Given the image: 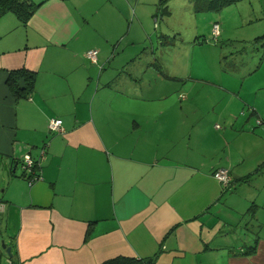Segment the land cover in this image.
I'll use <instances>...</instances> for the list:
<instances>
[{
    "label": "crops",
    "instance_id": "1",
    "mask_svg": "<svg viewBox=\"0 0 264 264\" xmlns=\"http://www.w3.org/2000/svg\"><path fill=\"white\" fill-rule=\"evenodd\" d=\"M36 1L24 25L0 18L6 264H264L253 197L228 194L264 160L252 163L244 149L246 125L229 134L213 118L181 114L180 85L151 62L164 37L157 13L168 9L154 13L159 0L132 9L131 0ZM18 69L35 73L24 95L6 84ZM51 118L61 133L49 132ZM26 154L38 162L32 183ZM220 168L230 185L213 177Z\"/></svg>",
    "mask_w": 264,
    "mask_h": 264
},
{
    "label": "rangeland",
    "instance_id": "2",
    "mask_svg": "<svg viewBox=\"0 0 264 264\" xmlns=\"http://www.w3.org/2000/svg\"><path fill=\"white\" fill-rule=\"evenodd\" d=\"M131 1V9L146 2ZM156 3L154 13L158 5L168 11L161 17L157 13L156 30L164 37L162 45H154L157 60L151 62L180 85L175 97L183 101L181 114L213 118L229 134L233 129L241 134L246 125L252 136L244 137V149L253 155L252 163L264 160V0H235L204 12L194 11L193 0ZM215 23L220 27L216 39ZM247 179L228 194L253 197L264 233V168ZM0 232V264H6L2 241L6 244L7 236L1 227Z\"/></svg>",
    "mask_w": 264,
    "mask_h": 264
},
{
    "label": "trees",
    "instance_id": "3",
    "mask_svg": "<svg viewBox=\"0 0 264 264\" xmlns=\"http://www.w3.org/2000/svg\"><path fill=\"white\" fill-rule=\"evenodd\" d=\"M234 1L235 0H193V8L196 12H204L211 9H220L224 5L230 4ZM161 2L162 0L159 1V3ZM39 5L40 2H37L36 0H0V18L6 14H12L17 18L19 23L24 25L34 15ZM158 9H164V7H159L158 5ZM20 79H24L25 81L26 87L24 89L19 85ZM34 81V72L25 69H18L9 72L6 84L14 94L24 95L32 90ZM100 264H156V259L155 257L137 259L118 256L103 261Z\"/></svg>",
    "mask_w": 264,
    "mask_h": 264
},
{
    "label": "built area",
    "instance_id": "4",
    "mask_svg": "<svg viewBox=\"0 0 264 264\" xmlns=\"http://www.w3.org/2000/svg\"><path fill=\"white\" fill-rule=\"evenodd\" d=\"M220 34V27L217 23L213 25L212 35L216 39ZM87 55L92 60H95L94 51L87 52ZM48 130L50 133H61L62 120L59 118H51L48 122ZM44 154L42 150L41 155ZM38 162H36L30 154H26L22 159V170L24 177L29 183L34 182L40 178V175L35 174L34 169ZM213 177L224 186H228L231 183V175L228 169L220 168L213 172ZM5 211V203L0 201V214Z\"/></svg>",
    "mask_w": 264,
    "mask_h": 264
},
{
    "label": "water",
    "instance_id": "5",
    "mask_svg": "<svg viewBox=\"0 0 264 264\" xmlns=\"http://www.w3.org/2000/svg\"><path fill=\"white\" fill-rule=\"evenodd\" d=\"M19 85H20V87H21L22 89L25 88V85H24V79H20V80H19ZM2 248L5 249V252H6L9 256L12 255V254H11V247L6 246V244H5L3 241H2Z\"/></svg>",
    "mask_w": 264,
    "mask_h": 264
}]
</instances>
